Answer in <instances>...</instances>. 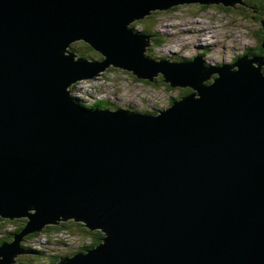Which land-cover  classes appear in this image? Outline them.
I'll list each match as a JSON object with an SVG mask.
<instances>
[{
	"label": "water",
	"instance_id": "1",
	"mask_svg": "<svg viewBox=\"0 0 264 264\" xmlns=\"http://www.w3.org/2000/svg\"><path fill=\"white\" fill-rule=\"evenodd\" d=\"M219 3L243 0H0V217L27 220L0 233V264L68 220L101 242L51 264H264V54L216 69L157 61L129 27ZM76 41L101 60L71 53ZM111 65L199 99L158 116L81 108L69 88Z\"/></svg>",
	"mask_w": 264,
	"mask_h": 264
},
{
	"label": "rangeland",
	"instance_id": "2",
	"mask_svg": "<svg viewBox=\"0 0 264 264\" xmlns=\"http://www.w3.org/2000/svg\"><path fill=\"white\" fill-rule=\"evenodd\" d=\"M248 1L244 5L238 4L236 8H227L221 3L210 5L184 4L165 11H156L158 13L155 14L157 16L154 18L155 20L144 22V26L151 23V27L154 28L158 37L157 41L151 43L148 47L150 51L147 50L146 53L159 58H174L173 60H177V62H182L184 59L190 60L194 56L201 55L202 62L209 67L216 64L236 63L241 58L250 60L252 58L251 55H247L249 54V49L252 51L257 49L259 46L258 40L262 37L260 34L261 25L258 20L264 21V1L262 4L258 0ZM259 4L261 7L258 6ZM255 6L259 7V9H256ZM134 23L137 22L134 21L130 25ZM136 29L140 31L139 26ZM79 42H73L71 45L74 44L80 50L81 45ZM158 75L155 81L154 77L152 80L137 79L134 75L120 68L109 66L101 70L92 78L93 80L79 81L82 83L76 84L71 91H76L75 96H77L79 104L83 102L79 98L80 92L87 90L90 92V97L83 96L89 99H86L83 104L103 100L107 102L108 105L106 107L110 109L112 107H114L113 109L116 108L115 110L124 108L125 110L148 115L157 114L160 110L171 107L175 101L185 97L186 90L191 92L189 88H172L170 85L162 83V76L161 74ZM198 96L193 95L194 98ZM90 106L95 108L91 103ZM23 221L27 220L23 219ZM23 225L25 227V223ZM20 226L21 221L17 218L8 219L7 221L4 219L0 220V233L16 232ZM48 226L50 225L42 228L45 229ZM41 231H35L23 236V240L19 242L21 250L20 261L15 259L16 264L23 262L21 259L26 260L23 255H26L25 247L30 244L31 247H29L32 248V251L41 250L43 255L48 253L59 254V250L66 252L62 255H68L72 251L75 254L84 252L89 249V243L92 241L89 235L80 239L62 231L60 233L61 236L50 233L49 236L45 237ZM96 231L102 233L100 230H92L91 232ZM35 233L38 235L30 236L29 238L31 239L27 240V236ZM45 238L57 241L58 246L49 247L51 245L49 243L47 244L48 246L43 245L42 242L45 243ZM3 242H0V244ZM79 242L81 244H78ZM77 244L82 250L76 248ZM39 263L41 264L42 262ZM47 264H51V262Z\"/></svg>",
	"mask_w": 264,
	"mask_h": 264
},
{
	"label": "trees",
	"instance_id": "3",
	"mask_svg": "<svg viewBox=\"0 0 264 264\" xmlns=\"http://www.w3.org/2000/svg\"><path fill=\"white\" fill-rule=\"evenodd\" d=\"M258 1H260V4H262V2L264 0H258ZM244 2H249V1L248 0H244ZM260 4L258 5L259 7H261ZM259 7L257 8L255 6L256 9H259ZM157 13H156V11L151 12L150 14L145 16L144 18L136 21L137 23L129 25V27L134 29V30H137L136 27L139 26L140 27V29H139L140 31L139 32L141 34H143L145 36H148L149 39L152 42L157 41L158 37L156 36L154 28L151 27V23H149L147 26H144V22L145 21L152 22L153 19L155 17H157L155 15ZM258 21L260 22V25H261V21L262 20H258ZM260 34H261V31H260ZM263 39H264V37H260L259 38V40H258L259 41V44H258L259 46H258L257 49H255L253 51L251 49H249V54H247L248 56L251 55V57H257V56H261V55L264 54V50L261 47V43H262ZM79 44L81 45V49L80 50H78V47L74 46V44L71 45L70 50L73 53L77 54L78 56H82L83 58L98 59V60L101 59L100 54H98L97 51H95L94 49L89 47L87 44H85L83 42H79ZM147 55H149V54H147ZM155 79L156 78H154V81H155ZM185 92L186 93L184 94V96H187L190 93L189 90H186ZM93 105L95 107L96 106L105 107L108 104L105 101H97ZM89 108H91V107H89ZM3 219L4 218H0V220H3ZM4 220L7 221L8 219H4ZM20 221H21V226L18 228V230H16V233L19 232L20 230H22V228L24 227L23 224L25 223V221H23V219H20ZM60 231H64V232L68 233L71 236H75V237L77 236L80 239H83L87 235H89L92 238V241H90L91 243H89L90 244L89 248H92V247H95L96 245H98L100 243V241H101V238H102V233H100L99 231L91 232V231L87 230V228L84 225H82L80 223H74L73 221H62V222H60L57 225H50V226L46 227L45 229H43L41 231V233L46 237V236H49L51 232H52L51 234H54V233H59ZM13 232H11V234H13ZM4 235H6L7 237L4 236L3 239H2V242L9 240L8 239V234H4ZM36 235H38V234L35 233V234L27 236L26 238H27V240H29V239H31V238H29L30 236H36ZM27 240H25V241H27ZM49 241H51V239H46V242H49ZM78 244H81V243L79 242ZM78 244H77L76 248L80 250L81 248L78 247ZM29 246L31 247V244ZM29 246L25 247V250H26L25 254L26 255H23L24 257H26V260L24 261V260L21 259V261H23V262H19L18 264H26V263L27 264H40L39 262H42L41 264H47L48 262L52 263L53 261L56 262L62 256V254L66 253V252H59V254H55V253L54 254H50V253H48L47 255H43L41 250H38V251L33 250L34 251L33 252L32 248H30ZM86 246H87V244H86ZM86 248H88V247H86Z\"/></svg>",
	"mask_w": 264,
	"mask_h": 264
},
{
	"label": "bare ground",
	"instance_id": "4",
	"mask_svg": "<svg viewBox=\"0 0 264 264\" xmlns=\"http://www.w3.org/2000/svg\"><path fill=\"white\" fill-rule=\"evenodd\" d=\"M228 8V7H227ZM168 10V9H167ZM155 11V10H154ZM153 11V12H154ZM156 11H158V10H156ZM165 11V10H164ZM263 21V20H262ZM262 21H261V35H262V37H264V32H263V28H262ZM264 22V21H263ZM206 30V29H205ZM264 40V39H263ZM69 51H70V47H69ZM71 52V51H70ZM71 53H73V52H71ZM143 53H146V50H144L143 51ZM112 66V65H111ZM112 67H114V66H112ZM114 68H117V69H119V67H117V66H115ZM122 70H124V69H122ZM124 71H126V70H124ZM93 80V79H92ZM162 81V83H164V84H168V83H166V82H164V80H161ZM169 85V84H168ZM172 87V86H171ZM172 88H174V87H172ZM179 88H181V87H179ZM193 92V91H192ZM194 94H195V96H197L198 95V92L197 91H194L193 92ZM72 99L74 100V102H76V103H78V101H77V99H75V98H73L72 97ZM197 99H199V96L197 97ZM81 108H84L85 110H87V111H89V110H91V108H89V106H87L86 104H82V106H81ZM116 109V108H115ZM123 111H126V112H130V113H132L131 111H129V110H123ZM161 111H163V110H160L157 114H150V116H158L159 114H160V112ZM164 111H165V109H164ZM145 113V112H144ZM79 253V252H78ZM75 254V253H74ZM59 259H61V257L59 258Z\"/></svg>",
	"mask_w": 264,
	"mask_h": 264
},
{
	"label": "clouds",
	"instance_id": "5",
	"mask_svg": "<svg viewBox=\"0 0 264 264\" xmlns=\"http://www.w3.org/2000/svg\"><path fill=\"white\" fill-rule=\"evenodd\" d=\"M244 4H245V2H244V0H243V4H242V5H244ZM242 5H241V6H242ZM237 6H238V4L235 6V8H236ZM80 42H81V41H80ZM219 67H221V66H219ZM162 77H163V76H162ZM154 78H156V77H154ZM163 78H164V77H163ZM162 80H163V79H162ZM82 81H83V80H82ZM79 83H82V82H79V81H78L76 84H79ZM0 218H1V217H0Z\"/></svg>",
	"mask_w": 264,
	"mask_h": 264
},
{
	"label": "flooded vegetation",
	"instance_id": "6",
	"mask_svg": "<svg viewBox=\"0 0 264 264\" xmlns=\"http://www.w3.org/2000/svg\"><path fill=\"white\" fill-rule=\"evenodd\" d=\"M86 105L90 107V103L89 104H86Z\"/></svg>",
	"mask_w": 264,
	"mask_h": 264
}]
</instances>
